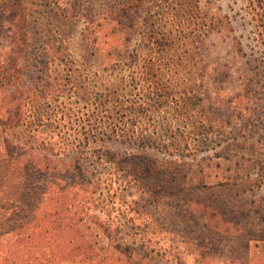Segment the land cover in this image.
<instances>
[{"label":"rangeland","instance_id":"1","mask_svg":"<svg viewBox=\"0 0 264 264\" xmlns=\"http://www.w3.org/2000/svg\"><path fill=\"white\" fill-rule=\"evenodd\" d=\"M43 1L35 27L48 20L73 62L75 93L64 111L77 128L88 122L81 132L90 142L78 146L82 166L71 173L86 183L83 163L101 158L121 169L108 177L113 224L105 228L155 264H200L203 239L218 263L242 261L250 241L243 263L264 264V0ZM11 3L0 0V54ZM18 64L26 68L22 57ZM133 76L159 93L151 108L136 109ZM37 77L25 70L22 81L32 87ZM232 222L244 226L238 235L212 230ZM82 227L104 249L112 244L94 221ZM28 244L2 254L10 264L17 249L28 259Z\"/></svg>","mask_w":264,"mask_h":264},{"label":"trees","instance_id":"2","mask_svg":"<svg viewBox=\"0 0 264 264\" xmlns=\"http://www.w3.org/2000/svg\"><path fill=\"white\" fill-rule=\"evenodd\" d=\"M34 2L12 0L9 9H4L12 19L8 25L9 47L0 54V264H10L2 254L8 246L19 248L24 241L29 243V258L17 249L18 259L13 264H155L151 255L145 249L140 250L133 239L125 244L118 237L120 233L105 228L113 224L107 213L108 177L120 171V167L115 163L107 166L102 158L95 162L86 160L83 167L91 175L86 183L71 173L73 168L82 166L78 146L90 142L81 132L86 130L88 122L80 120L77 128L64 111L63 104L75 93L73 62L65 46L69 43L48 27V20L37 22L41 26L35 27L34 19L45 17L41 9L46 5L43 0ZM181 3L182 0H167L162 6L178 7ZM54 14H58L56 10ZM21 57L25 69L18 64ZM29 69L38 73L37 83L32 87L22 81L24 71ZM133 81L137 91L136 109L140 102L151 108L159 93L150 87L147 91V82L143 83L141 77L133 76ZM76 196H81V200L77 201ZM140 201L142 205L146 203ZM214 208L209 205L204 211L213 212L218 219ZM86 220L94 221L98 230H104L112 241L109 247L104 249L93 236L87 235L82 227ZM243 227L232 222L212 230L232 236L238 235ZM128 234L130 238L133 236ZM202 242L200 264L248 261L250 241L244 246L242 261L229 257L219 263L205 253L214 252L212 241Z\"/></svg>","mask_w":264,"mask_h":264}]
</instances>
